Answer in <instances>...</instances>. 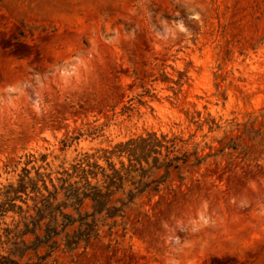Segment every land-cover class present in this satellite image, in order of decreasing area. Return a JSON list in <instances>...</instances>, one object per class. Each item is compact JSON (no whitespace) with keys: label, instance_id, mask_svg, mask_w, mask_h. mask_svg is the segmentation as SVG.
<instances>
[{"label":"rangeland","instance_id":"obj_1","mask_svg":"<svg viewBox=\"0 0 264 264\" xmlns=\"http://www.w3.org/2000/svg\"><path fill=\"white\" fill-rule=\"evenodd\" d=\"M141 139L160 154L112 197L123 213L67 200L83 169L106 192ZM50 179L98 235L47 264H264V0H0V254Z\"/></svg>","mask_w":264,"mask_h":264},{"label":"trees","instance_id":"obj_2","mask_svg":"<svg viewBox=\"0 0 264 264\" xmlns=\"http://www.w3.org/2000/svg\"><path fill=\"white\" fill-rule=\"evenodd\" d=\"M154 137L151 136L150 139ZM150 139H141V141H132L125 146H121V152L127 153L130 157L129 168L123 169L125 171L117 170L114 166H111L112 173L106 175V171L103 170V175L106 180L109 182L107 187H105L106 192H104L98 186H92L91 182L87 179L88 175L95 176L92 170L83 169L81 173L85 176L86 186L85 190L82 191L81 188H76L73 185H70V188H65L67 191V200L74 201L72 205L80 206L83 204L85 199H90L93 202V207L96 213L108 212L110 217H115L118 213H123L124 208L127 206V203L123 199L118 200L121 203V207L117 208L116 206L109 207L112 197L121 190L124 189V182L126 178H130L132 174H136L141 171L142 178L147 172L142 167V163H148L151 154H160L156 149L161 148L160 143H152ZM33 158V157H32ZM176 159L171 160L168 163L169 167L174 166ZM159 162V158L155 159V163ZM137 163V164H136ZM140 165L141 168L137 169V165ZM91 167V166H89ZM124 167V166H123ZM178 168V166H175ZM79 169L75 167L74 173L79 172ZM26 179H30V172L25 170ZM39 175V173H38ZM69 178H72L70 174H67ZM26 179L21 180V185L18 190H15L11 187V190L14 194H19L21 192L26 193L28 188H32L34 192H39L38 184L30 180L27 184ZM51 183L52 182V179ZM68 180H62L64 185L68 183ZM44 188L48 190V186L44 181ZM53 187L56 189V196H50L51 198H44L42 200L41 207H37V212L34 217H30V223H26L23 229L17 228L16 230L6 229L5 234L7 237V243L12 244L13 248L10 250L8 255L0 254V264H47L46 261L48 258H51L54 252L63 246L68 252L76 251L82 244H85V248L90 244L92 237L97 236L95 232L96 224L95 222L88 223L84 220H75L71 215L65 214L63 209H67L68 205L57 204L55 202L58 200V190L53 184ZM146 184L142 181L137 183V193L133 191L129 194V200H134L136 197L144 193V188ZM64 189V186H63ZM62 189V190H63ZM83 196V197H81ZM53 197V202H52ZM20 213L24 212L22 207H19ZM8 211L5 210L3 206H0V218L4 216ZM80 223V229L74 231L73 235L67 232V230L73 227L75 224ZM1 224V223H0ZM0 236V240H1ZM33 237V241H28L27 238ZM42 249L46 250L45 255H41L40 252ZM36 259V261L34 260Z\"/></svg>","mask_w":264,"mask_h":264}]
</instances>
